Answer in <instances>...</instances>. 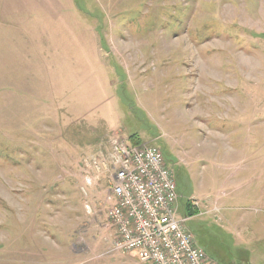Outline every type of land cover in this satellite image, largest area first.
I'll return each mask as SVG.
<instances>
[{
  "label": "rangeland",
  "instance_id": "374dc122",
  "mask_svg": "<svg viewBox=\"0 0 264 264\" xmlns=\"http://www.w3.org/2000/svg\"><path fill=\"white\" fill-rule=\"evenodd\" d=\"M133 136L213 258L264 264V0H0V264H118L80 164Z\"/></svg>",
  "mask_w": 264,
  "mask_h": 264
},
{
  "label": "built area",
  "instance_id": "2783aa9c",
  "mask_svg": "<svg viewBox=\"0 0 264 264\" xmlns=\"http://www.w3.org/2000/svg\"><path fill=\"white\" fill-rule=\"evenodd\" d=\"M87 167L110 172L107 218L116 228L115 250L136 252L147 264H220L190 230L192 216L180 208L175 173L159 146L114 138ZM192 202L198 205L197 199Z\"/></svg>",
  "mask_w": 264,
  "mask_h": 264
},
{
  "label": "crops",
  "instance_id": "0c3cea01",
  "mask_svg": "<svg viewBox=\"0 0 264 264\" xmlns=\"http://www.w3.org/2000/svg\"><path fill=\"white\" fill-rule=\"evenodd\" d=\"M101 145L102 144H99V146H97L94 151L90 152L89 157H88L89 159L93 158V156L90 157V155H92L93 153L100 152ZM108 150H109V148H107L105 151H108ZM94 156H97V155H94ZM85 161L81 162V164H80L81 173H82V181H83L81 187H82V189L85 188L87 190V194L89 193L88 194L89 197H90V195H92V198H93V201H94L93 206L95 207L93 209H95V211H97V209H99L101 211L103 204H104V207H107V210H108L109 202L107 201V193H108V191L110 189V185H111V182H112L111 181L110 172H106L104 170V171H101L100 173H97V171L95 169L88 168L87 164H85ZM83 168H84V170H83ZM85 169H86V171H85ZM87 176H92L93 177V182L92 183H88L86 181V177ZM103 176L107 177V181H108V187L105 188L104 190H102L100 188V180H102ZM87 186H92L91 193H90V190L88 192L89 187H87ZM104 194H105L104 199H102V196ZM180 199H181V195H180ZM89 206H92V205L89 204ZM187 207L188 206H184V209H187ZM184 209H183V211H184ZM106 216H107V211H106ZM111 229L114 230V235H112V242H113L114 236L116 234V230L114 228H112V227H111ZM198 242H199V240H198ZM120 254L124 255V256H123V259L118 262V264H139L140 259H139V257H138L136 252L132 251V252L120 253Z\"/></svg>",
  "mask_w": 264,
  "mask_h": 264
},
{
  "label": "trees",
  "instance_id": "16d2710c",
  "mask_svg": "<svg viewBox=\"0 0 264 264\" xmlns=\"http://www.w3.org/2000/svg\"><path fill=\"white\" fill-rule=\"evenodd\" d=\"M131 139H132V140H131L130 143H132V144H142V143H146V142H142L141 139L137 140V138H136L135 136L131 137ZM189 202H190V201H188V204H189ZM188 204L186 205V206H188L187 209H184L183 213H184L185 215L192 216L193 214H195L196 211H195V212H192V211H194V210H191L192 207H191V205L189 206Z\"/></svg>",
  "mask_w": 264,
  "mask_h": 264
}]
</instances>
